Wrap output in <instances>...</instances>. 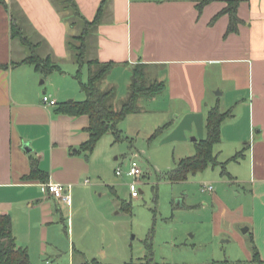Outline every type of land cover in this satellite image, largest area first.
<instances>
[{
  "label": "crops",
  "instance_id": "0c3cea01",
  "mask_svg": "<svg viewBox=\"0 0 264 264\" xmlns=\"http://www.w3.org/2000/svg\"><path fill=\"white\" fill-rule=\"evenodd\" d=\"M5 1L9 8L0 3V214L12 218L16 243L28 250L31 264H92L97 259L78 260L87 250L75 242L87 230L81 225L89 213L104 218L97 191L104 182L89 154L80 151L89 139L90 120L57 113L59 104L83 100L76 77L80 67L68 44L80 36L82 22L71 19L55 0ZM104 1L75 0L87 20L93 21L100 9L102 14L86 39V57L114 62L113 73L131 77L134 65L154 66L169 100L184 103L186 116L200 122L192 124L191 134L201 140L207 136V66H221V80L232 83L230 92L220 93L229 97L222 112L233 111L222 124L220 144L245 146L241 159H249L250 177L236 175V182L250 186L252 213L239 209L236 217L248 223L247 232L252 229V257L257 250L264 261V0L240 1L241 23L234 33H228L229 14L220 15L230 0ZM12 14L38 54L51 57L58 71L46 77L23 63L29 51L12 38ZM106 81L117 87V81ZM44 96L57 105L45 104ZM33 159L46 181L29 178ZM50 183L71 185V202L50 194Z\"/></svg>",
  "mask_w": 264,
  "mask_h": 264
},
{
  "label": "rangeland",
  "instance_id": "374dc122",
  "mask_svg": "<svg viewBox=\"0 0 264 264\" xmlns=\"http://www.w3.org/2000/svg\"><path fill=\"white\" fill-rule=\"evenodd\" d=\"M221 68L207 66L204 101V106L208 104L207 113L217 106L226 111L223 109L229 97L220 93L230 92L232 83L221 80ZM85 70L86 67L82 70L83 81ZM111 73L112 77L108 75L100 86L109 89L111 86L106 80L117 81L113 103L118 110L129 95L132 79L124 72ZM158 77L159 72L150 66L149 80L155 81ZM42 81L45 80L41 79L40 83ZM81 94L83 100L75 101L86 100L85 93ZM139 105L143 107L142 112L126 117L119 124L120 139L108 134L89 154L93 168L104 182L97 190L102 194L98 200L104 218L91 213L84 218L81 228L87 230L84 235L77 234L75 242L79 250L81 247L87 250V256L79 254L78 260L128 264L150 254L152 264L250 260L252 229L245 233L244 229L250 226L236 217L239 209L248 215L252 213L250 186L236 182V175L240 180L250 177V161L232 160L245 146L229 143L215 146L218 161L226 165L228 175H223L221 167H209L190 175L186 181L173 182L171 172L177 164L196 154V145L201 139L198 134H191L190 128L194 123L198 127L200 122L187 117L184 103L170 101L165 93L154 99L141 98ZM163 127V132L158 134ZM132 160L138 162L143 173L137 185L141 191L138 198L132 197L133 179L116 176V171H126ZM204 185L213 186L214 190L205 192Z\"/></svg>",
  "mask_w": 264,
  "mask_h": 264
},
{
  "label": "trees",
  "instance_id": "16d2710c",
  "mask_svg": "<svg viewBox=\"0 0 264 264\" xmlns=\"http://www.w3.org/2000/svg\"><path fill=\"white\" fill-rule=\"evenodd\" d=\"M57 5L62 10H67L70 13L71 19L77 22H82L83 30L79 37L73 36L68 44L74 51L76 63L80 70L77 74L82 92L86 95L85 101L70 100L59 104L57 113L65 114L72 117L88 116L90 123L87 127L89 139L81 147V152L91 154L94 152L98 142L108 134H114L117 139L121 138L119 124L128 116L140 113L142 111L139 100L141 98L154 99L161 95L166 90L164 81H150L148 78L149 65L140 63L132 66V82L130 84L129 95L122 103L120 109L116 110L114 99L116 98L117 90L114 87L102 89L100 82L105 79L114 69L116 63L106 62L101 63L98 60H89L86 57V39L90 34L97 30L101 23V9L93 21L87 20L80 12L75 0H55ZM105 0L103 3H105ZM241 0H230L229 6L222 14H229L230 25L228 33L238 32V25L241 23L237 15L239 3ZM6 8H9L5 0H0ZM74 21V25L75 22ZM11 32L13 39H19L20 42L28 48L29 55L23 61L33 65L35 69L49 76L59 70L51 57L42 58L37 51V45L34 44L26 35L23 26L19 23V19L12 14ZM88 67V80H82V70ZM233 117V111L222 112L217 106L212 108L207 115V138L201 140L196 145V154L192 157L182 159L175 169L171 172V180L173 182L186 181L190 175H195L203 172L209 167H221L223 175H228L226 165L218 161V156L215 153V146L222 141V124L229 118ZM167 127V126H165ZM165 127L158 130L161 134ZM244 152L241 151L235 155L232 160L238 161L244 157ZM42 177L43 181L47 180V176L40 171L38 163L33 159L32 173L29 178ZM12 218L9 215L0 214V264H31L30 254L27 249L19 247L12 232ZM152 254L145 259L137 262L132 261L128 264H152ZM92 264H102L94 260ZM214 264H264L257 250L250 261H237L230 263L215 262Z\"/></svg>",
  "mask_w": 264,
  "mask_h": 264
},
{
  "label": "built area",
  "instance_id": "2783aa9c",
  "mask_svg": "<svg viewBox=\"0 0 264 264\" xmlns=\"http://www.w3.org/2000/svg\"><path fill=\"white\" fill-rule=\"evenodd\" d=\"M43 101L45 104L50 106L57 105V102L55 100L50 99L49 96H44ZM116 175L119 177L126 175L128 178H132L133 182L130 185L132 188V197L138 198L140 196L141 191L138 190L137 185L140 184L139 179L142 177L143 173L137 161L132 160L126 171H123L122 169H118L116 171ZM70 188L71 185L67 187L66 185L60 183L48 184V190L50 194H52L60 202H64V203L71 202L72 197L70 193ZM213 190H214L213 186L204 185L203 187V191L205 192H211Z\"/></svg>",
  "mask_w": 264,
  "mask_h": 264
},
{
  "label": "water",
  "instance_id": "95a60500",
  "mask_svg": "<svg viewBox=\"0 0 264 264\" xmlns=\"http://www.w3.org/2000/svg\"><path fill=\"white\" fill-rule=\"evenodd\" d=\"M25 149L28 150V146H25ZM248 231V228L244 229V232L246 233Z\"/></svg>",
  "mask_w": 264,
  "mask_h": 264
}]
</instances>
